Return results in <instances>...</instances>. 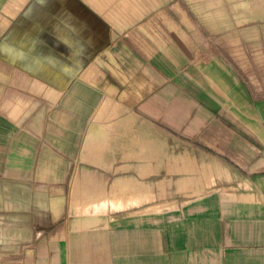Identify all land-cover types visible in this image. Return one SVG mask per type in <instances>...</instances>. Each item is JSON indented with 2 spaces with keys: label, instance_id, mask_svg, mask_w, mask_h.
<instances>
[{
  "label": "crops",
  "instance_id": "0c3cea01",
  "mask_svg": "<svg viewBox=\"0 0 264 264\" xmlns=\"http://www.w3.org/2000/svg\"><path fill=\"white\" fill-rule=\"evenodd\" d=\"M257 60L264 0H0V185L26 193L0 210L21 220L0 228V264L27 251L34 264H264ZM78 171L99 173L85 187L132 173L134 187L158 177L191 198L162 218L76 231L60 220Z\"/></svg>",
  "mask_w": 264,
  "mask_h": 264
},
{
  "label": "rangeland",
  "instance_id": "374dc122",
  "mask_svg": "<svg viewBox=\"0 0 264 264\" xmlns=\"http://www.w3.org/2000/svg\"><path fill=\"white\" fill-rule=\"evenodd\" d=\"M257 61H258L259 64L262 63L264 65V61H262V60H260V61L257 60ZM263 78H264V74H263ZM59 110H60V112L69 113L67 108H60ZM61 115H62L61 119L64 120V121H67L66 116H64L62 113H61ZM61 119H60L61 124L56 127V131L58 133H62V126H66V123L61 121ZM50 129H52V125H50ZM48 172H50V171H48ZM85 174H86V178L92 179V178H95V176H94L95 174L98 175L99 173L98 172H96V173H85L83 171H78L77 172V174H76V182H75L77 184V188L75 189V191L77 190L76 192H79V196H80L79 198L83 199L82 202H88L89 201V200L85 201L84 194L87 195L86 199H90L95 194H101V193L102 194L103 193L107 194L108 191L111 192V190H115L116 187H117V186L116 187L115 186L107 187V188L96 187V185L99 184L98 180L97 181H94V180L91 181L90 185H91L92 188H90L89 186L85 187L84 186ZM131 174L132 173H124V175L122 177H124V180L126 182L127 181L130 182V183L132 182L131 184H133V181L131 180L130 177L126 178V176H131ZM5 175L7 177H11V178H19L20 176L21 177L25 176V175H21L18 171H8L7 173H5ZM222 176H223V174L221 175V178L223 179L224 176L223 177ZM43 179H47V177H45ZM188 182H190V183L185 182V185H187L186 189L190 190L188 185L194 183V180H190ZM152 183L154 185H156V186L155 187L154 186L153 187H140L141 191L145 190L144 194H147V195L143 194L142 197H144V199H145L144 204L142 203L138 207L124 209V210H122L123 212L120 211L118 214L116 212L112 213V214L109 213L105 217V219L103 221H101V222L97 221V222H95V223H93L91 225L90 224H86V225L78 224V225H75L74 221L78 217H76L74 214H71L70 213V209H69V212H68L67 211L68 208H66L64 216L60 220V226H64V224H66L72 230H76V231H81L82 232L84 230L98 229L100 226H105L106 224H107V227H111L113 225V223H115L114 220L117 217H120V216L130 217V219L135 218L136 220H140V221H148V220H152L153 218H157L158 219V218L164 217V213L165 212H170L173 209L176 210L177 208H180L185 201H187V200H189L191 198V193L189 191L183 192L181 194L178 189H175V188H164L162 186L161 179H159L158 177L156 179H154L152 181ZM159 184H161V186H158ZM128 188H130V187H125V189H128ZM136 188H137V192H138V188L139 187L136 186L135 189ZM122 189H124V188H121V190ZM66 190L67 189H65V193H66ZM18 192H20V189H18V188H10L7 185H5L4 188H3L0 185V210L5 209L7 211H17V210H19V208L21 206L20 203L26 205L25 203H23V201L24 202L26 201L25 200L26 193L22 194L24 200L20 201L21 197H20ZM160 193H163V194H161V196H160ZM135 196H138V195L136 194ZM150 196H151V201H149ZM241 198L243 200L247 199V197L246 198L241 197ZM77 203H78V201H77ZM27 204H29V199H28V203ZM164 206H168V207H171V208H169L167 211H163V212L156 211L157 213H155V211L153 210L154 208L164 207ZM22 207L25 208V206H22ZM27 207L29 209V205H27ZM35 207L37 208V205ZM151 208H152V210H151ZM149 209H150V211H148ZM20 221H19V219L13 218V217H11L9 215L7 217L2 216V214L0 213V228L12 229V232H13V229L19 226ZM34 223H36V224L39 223L41 225H47V222L43 221V220H41V221L37 220V221H34ZM65 237H67V236H65ZM20 238H21L20 236H16L15 237L13 235L8 242L10 244H12L11 246L14 248L16 246V244L21 243L20 242ZM39 242L40 241H36L35 243H39ZM31 243H34V242H31ZM28 250H30V249H28ZM12 254L15 255V257H13L12 259L16 261V262H13L12 264H20V262H19L20 260L23 261V264H34L35 263L34 262V260H35L34 259V256H35L34 252L27 251L26 257H25V253L22 255V257H21V255H19V253H16V252H12Z\"/></svg>",
  "mask_w": 264,
  "mask_h": 264
},
{
  "label": "bare ground",
  "instance_id": "6f19581e",
  "mask_svg": "<svg viewBox=\"0 0 264 264\" xmlns=\"http://www.w3.org/2000/svg\"><path fill=\"white\" fill-rule=\"evenodd\" d=\"M18 97V96H17ZM12 98V97H11ZM21 99V97H20ZM19 100V98H18ZM22 100V99H21ZM24 100V99H23ZM15 101V99H14ZM10 102H8L9 104ZM7 104V105H8ZM14 105V104H13ZM17 105V104H16ZM20 105V104H19ZM1 106V105H0ZM3 106V105H2ZM5 106V105H4ZM9 106V105H8ZM28 107V106H27ZM21 108V107H20ZM20 110V109H19ZM19 113V111H18ZM11 114V113H10ZM72 114V113H71ZM100 114V113H99ZM14 115V114H13ZM18 114L15 113V116L17 117ZM56 115V113H55ZM66 117L68 115H70L69 113H65ZM98 115V114H97ZM101 115V114H100ZM14 116V117H15ZM95 117V116H94ZM93 117V118H94ZM97 117V116H96ZM61 119V118H60ZM61 121L65 122L64 120L61 119ZM134 135V134H133ZM134 141V140H133ZM137 142V141H136ZM143 142V141H142ZM138 144V143H137ZM140 144V143H139ZM122 145V144H121ZM142 146V145H141ZM105 148V147H104ZM139 152L140 149H139ZM138 152V153H139ZM135 155V154H134ZM137 155V154H136ZM131 156V154H130ZM141 156V155H140ZM142 157V156H141ZM150 157V156H149ZM148 158V156H147ZM131 159V158H130ZM138 159V158H137ZM56 160V159H55ZM133 160V159H131ZM219 160V159H218ZM129 161V160H128ZM141 161V160H140ZM143 161V160H142ZM57 162V161H56ZM137 162V161H136ZM144 162V161H143ZM54 163V162H53ZM146 163V162H145ZM215 164V163H214ZM57 165V164H56ZM227 165V164H226ZM48 166V164H47ZM124 168V167H122ZM119 169V168H118ZM221 169V168H220ZM219 169V170H220ZM122 170V169H121ZM126 170V169H125ZM50 171L49 168L47 169L46 167L43 168L42 172L39 173L41 178H45V177H49L51 175V171ZM222 171V170H221ZM220 171V172H221ZM141 172V171H138V173ZM142 173V172H141ZM223 173V172H222ZM226 173V172H225ZM228 174V173H227ZM222 175V174H221ZM225 175V174H224ZM223 175V176H224ZM210 176V175H209ZM219 176V175H218ZM207 177V176H206ZM187 178V177H186ZM190 178V177H189ZM205 178V177H204ZM210 178V177H209ZM217 178V177H216ZM180 179V178H179ZM196 179L198 178H195L194 179V183L192 184H189V188L190 190H194V194L195 193H199L200 190H202L203 188L198 187V184H200L199 181H197ZM202 179V178H201ZM199 179V180H201ZM208 179V177H207ZM222 179V178H221ZM220 179V180H221ZM190 180H193V179H188V181ZM219 180V181H220ZM122 181V180H121ZM180 181V180H179ZM217 181V180H216ZM183 181H181L182 183ZM132 183V182H131ZM130 182H126L125 180H123L121 182V186H115L116 189L115 190H111V192H107V194L105 193H101V194H95L94 196H92V198L90 199H85V201L89 200L88 202H82L83 199H80L79 197V192H76L74 191V193H72V196H71V203H70V213L71 214H74L76 217V220L74 221V224L75 225H78V224H83V225H86V224H93L97 221L101 222L105 219V217L110 213H115V212H120L124 209H128V208H134V207H138L140 206V204H144V197L143 194H144V191L145 190H142L141 191V188L139 187L138 188V192H137V188L135 189L134 185L131 184ZM187 183H190V182H187ZM243 183V182H242ZM120 184V183H119ZM80 185V184H79ZM249 185V184H248ZM179 186V185H178ZM209 186V185H208ZM245 186V185H244ZM125 187H130L128 189H125ZM185 187V186H184ZM207 187V186H206ZM75 188V187H74ZM73 188V189H74ZM77 188V187H76ZM121 188H124L121 190ZM209 188V187H208ZM245 188V187H244ZM80 189V188H79ZM112 189V188H111ZM135 189V190H134ZM181 189V187H180ZM75 190V189H74ZM192 192V191H191ZM201 192V191H200ZM138 195V196H135V195ZM140 194V195H139ZM161 194L163 193H160V196ZM144 195H147V194H144ZM149 195V194H148ZM159 196V195H158ZM89 197V196H88ZM94 197V198H93ZM78 201V203H77ZM149 201H151V196H150V199ZM153 201V200H152ZM82 203V204H81ZM146 203V202H145ZM185 204V203H184ZM60 205H55L54 208L56 209H59ZM169 208L171 207H168V206H164V207H157V208H154L153 210L155 211V213H157L156 211L158 212H163V211H167ZM53 210V209H52ZM152 210V208H151ZM150 211V209L148 210ZM153 211V212H154ZM74 216V217H75ZM72 225V224H71Z\"/></svg>",
  "mask_w": 264,
  "mask_h": 264
}]
</instances>
